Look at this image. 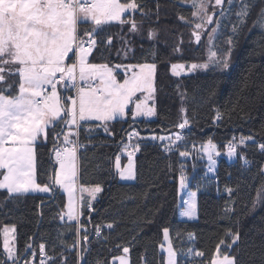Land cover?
Instances as JSON below:
<instances>
[{"label":"trees","instance_id":"trees-1","mask_svg":"<svg viewBox=\"0 0 264 264\" xmlns=\"http://www.w3.org/2000/svg\"><path fill=\"white\" fill-rule=\"evenodd\" d=\"M191 1L135 0L139 7L121 19L134 20L137 31H130V23L111 21L95 36L97 45L89 58L92 64H155L156 117L136 119L130 111L125 118L108 121L107 132L103 122L80 123L79 135L73 136V141L78 137L82 144L79 183L99 185L103 191L91 203L93 208H89L90 203L81 205L78 220L66 217L67 197L57 186L50 194L29 192L13 198L0 190V261L4 259V229L14 226L16 252L29 261L38 258L43 244L55 264H118L116 259L124 254L125 247L130 250L131 264H166L163 245L167 228L178 252V264H212L218 248L235 256L238 264H264V201L259 203L264 189V152L259 149L264 144V0H246L249 14L237 33L232 32L233 25L238 24L237 11L222 27L216 47L219 57L231 49L227 70L210 68L175 75L173 64L207 59L211 26L197 42ZM78 27L83 36L92 24L80 23ZM150 31L155 32L152 38ZM70 57L69 63L75 59L73 54ZM12 79L15 77L10 83ZM67 92L73 91H61L62 96ZM218 112L222 116L219 120ZM184 119L189 124L180 129ZM67 129L61 121L49 130L47 140L40 139L35 145L37 181L42 186L51 184L50 177L55 175L53 148L64 141ZM182 130L187 136L171 152L163 150L160 140L151 139ZM132 131L139 133L137 139L142 145L131 157L135 179L124 180L116 159L120 157L121 164L128 165L130 157L122 155L121 143ZM55 133H60L58 138ZM234 135L251 137L252 141L239 146L230 158L223 152ZM209 139L222 152L213 182L205 175L208 161L197 154ZM182 151L190 154L181 157ZM243 157L250 162L248 167ZM195 169L197 190L192 186ZM181 174L198 193L195 220L179 216ZM226 208L232 212L226 215ZM97 227L102 229L99 235ZM237 231L240 242L227 247L233 243L229 233ZM85 233L87 241L83 239ZM26 245L30 246L27 255ZM82 252L84 259L78 255ZM196 252L202 255L197 257Z\"/></svg>","mask_w":264,"mask_h":264},{"label":"snow or ice","instance_id":"snow-or-ice-1","mask_svg":"<svg viewBox=\"0 0 264 264\" xmlns=\"http://www.w3.org/2000/svg\"><path fill=\"white\" fill-rule=\"evenodd\" d=\"M225 2L228 4L227 10L223 7ZM210 6L216 10L212 14H209ZM233 6L234 0H214V5L211 4V0H192V7L195 9L193 17L200 21L194 25L195 40L200 42L205 29L213 24L216 26L208 34L210 41L208 62L192 64L190 71L197 68L205 70L215 68L223 72L229 68L231 49L223 57H219L215 51H211V47L214 46L212 42L219 36L222 21L231 13ZM138 7L135 0H130L127 4H121L119 0H0V170H2L0 175L3 177L0 179V190H6L9 198L35 191L49 192L56 185H60L69 194L68 219H79L78 215L73 214L71 202L77 176L76 156L79 146L76 141L70 139L73 135H79L78 131H72V126L79 129L82 127L80 121L94 118L103 122L104 130L107 132V122L117 116H125L126 109L133 102L137 92L147 91L150 99L154 91L152 73L155 64L139 65L140 71H133L132 75L121 83L107 64L88 63V57L97 45L95 36L104 25L111 21H120L130 23V31H137L136 22L122 20L121 14L126 9ZM248 14L247 5L236 13L238 24L232 27L234 34L245 23ZM215 16L219 19H214ZM80 23H91L92 29L86 30L81 36L78 27ZM154 36L155 32L150 31L149 38ZM231 42L229 38L228 43ZM108 43H111L110 37ZM70 53H73L75 59L71 63H66L71 59ZM171 67L175 75H180L184 65L173 64ZM13 77L15 79L10 83L9 79ZM69 90L74 91L75 95H61V91ZM131 115L133 118L152 117L155 115V109L148 107L145 101H139ZM221 118V113L218 112L217 119ZM61 121L69 129L63 133L64 142L73 146L60 149L54 145L55 161L59 164V169L56 170L54 177H50L51 184L42 186L35 179V145L40 139L47 140L49 130L54 129ZM188 124L189 121L184 119L178 127L185 129ZM59 135L60 133H55L57 138ZM131 135L139 136V133H132L130 137ZM151 139L167 140L168 143L163 145V150L171 152L178 146L177 142L185 138L177 133L174 137L153 136ZM247 141H252V138L241 136L237 141L233 137L228 143L227 156L234 157L237 147L245 145ZM127 147L129 145H125V148ZM215 148L209 139L207 144H202L198 150L201 154L207 155L209 171L214 170L216 164L214 155H219ZM259 149L264 152V144H260ZM136 150H139L138 145ZM189 154L187 151L179 153L181 157H187ZM128 155L130 161L127 175L120 171L122 179L135 178L132 171V153L129 152ZM242 159L244 166L248 167L250 162L246 157ZM116 168L120 170L119 157L116 159ZM185 180L186 177L181 174V189L185 187ZM101 190L97 185L90 190V195L95 199ZM81 191L84 189L81 188ZM227 191L231 193L233 189ZM195 195V192L190 193L191 197ZM88 206L91 207V204ZM194 207V204H190L183 215L191 216ZM231 212V208L225 209L226 215ZM107 227L111 228L112 225L109 224ZM10 231L14 232V228L4 229L6 237L4 259L0 264H20L23 259L9 246L7 237ZM95 231L97 235L100 234L99 227ZM229 234L233 243L227 247L231 248L240 242V233L237 231ZM164 237L168 239L167 228L164 229ZM83 239L88 240L86 233ZM29 247L25 246V255ZM123 251L128 253L129 249L125 247ZM167 251V264H176V252L170 243ZM40 253L42 256L46 255L43 244L40 245ZM78 255L81 259L85 258L83 252ZM201 255L199 252L195 253L197 257ZM119 259L120 264H128L125 257ZM40 264H55V258L41 259ZM212 264H238V260L235 256L224 254L222 258H214Z\"/></svg>","mask_w":264,"mask_h":264},{"label":"rangeland","instance_id":"rangeland-1","mask_svg":"<svg viewBox=\"0 0 264 264\" xmlns=\"http://www.w3.org/2000/svg\"><path fill=\"white\" fill-rule=\"evenodd\" d=\"M119 3L124 4V3L120 2V0H119ZM189 4L192 5V1ZM211 4L214 5V0H211ZM245 5H247V7L249 8V3L246 0H234V6L231 8V13L228 15V17L226 19H224L222 21V24H221L220 30H219V34H220V32H221L222 27L224 26V24L226 22H228V21L231 22V18L233 16L234 11L235 12L236 11L239 12L240 9L242 7H244ZM223 6L225 7L226 10L228 9L227 2H225V4ZM212 8L213 7H211V6L209 7V14L213 13L214 11H216L213 8V11L211 12V9ZM130 11H131V9H126V11L121 14V17L123 15L127 14ZM214 19H219V17H214ZM199 22L200 21L198 19L194 18V25H195V23H199ZM215 26H216L215 24L211 25V27L209 28L210 32L212 31V28H214ZM207 28L202 33L201 41L204 39V37L206 35V32L208 31ZM216 42H217V37L212 42V44L214 46L211 47V51H215L217 53V56H218ZM208 46H209V48L207 50V59H206L205 62L176 63V64H183L184 65V68L182 70H180V75L189 74V73H193V72H196V71L205 70V69H202V68H197V69H194V70H191L190 71L189 69H190V67H191L192 64H203V63L208 62V58H209V55H210V41H208ZM71 54H73V53H70L69 56ZM90 56H91V53H90V55L88 57V63H90L89 62ZM66 63H68V62L66 61ZM90 64H92V63H90ZM143 65H151V64H143ZM117 66H119V67H117ZM117 66H108V67L113 70V73L115 74L116 79L119 82H121V83L123 82V80L125 78L131 76L132 73H133V71H136V72H139L140 71V69L138 67L139 65H117ZM130 66H137V67H130ZM152 85H153L154 91L151 93V98L150 99H149V93L147 91L137 92L136 95H135V97L133 98V102L130 103L128 105L127 109H126V115L123 116V117L117 116L115 118H125L130 111L133 112L135 110V104L137 102H139V101H145L148 107H154V109H155V115L152 116V117L138 116V117H135V118L136 119H141V118L154 119L156 117V107H155V100H154V98H155L154 97V95H155V69H154V71L152 73ZM61 95H62V93H61ZM74 95H75V92L70 93V96H74ZM93 121L101 122L99 120H96V119L92 118V119H89L87 121H80V123H83V122H93ZM68 130L69 129H67V131ZM75 130H76V126H72V131L75 132ZM70 139L72 140V136L70 137ZM71 146H73V145L71 144ZM122 154H123V156L126 157V155L123 152H122ZM197 154L200 157L202 156V158H204L205 160H207V155L206 154H201L199 151H198ZM127 157H129V156H127ZM131 162H133V159L131 160ZM132 165H133L132 171H133V175L135 177V172H134L135 167H134V163H132ZM76 167H77V176L75 178L74 191H73V196H72V201H71L72 202V206L73 205L74 206H77L78 205L77 203H78V198L79 197H82L83 199H87V200H89L91 202H94L95 200H97L100 197L101 192L98 193V194H96L95 199H93L92 196L90 195V190L93 189L96 186H84V185H80L79 184L77 157H76ZM126 172H127V168H126ZM125 175H127V173ZM134 179H131V180H134ZM81 188L84 189V191H81ZM100 188L102 189L101 186H100ZM50 192H39V193L46 194V193H50ZM80 192H81V195H80ZM192 192H195L196 193L195 197H191L190 196V193H192ZM179 194H180L179 210H180V213H181L180 214L181 219H183V220H195V219H197L198 218V193H197V191L194 188H192V187L189 186L188 181H185V187L183 189H181V187L179 185ZM67 197L69 199L68 192H67ZM82 201L83 200H81V202ZM263 201H264V189L260 193L259 203H262ZM190 204H194V206H195L194 209H193V214L191 216H185V215H183V212L189 207ZM68 205H69V202H68ZM7 228L10 229V230L14 228V232H12V231L9 232V235L7 237V240H8L9 246L10 247H13L16 250V230H15V227L14 226H10V227H7ZM5 239H6V237H5ZM169 243L171 244L173 250L176 252V264H178V252L174 249V247H173V245L171 243V235H170V231L168 230V239L167 240L165 239V243L163 245V250L165 251V253L167 255V260H168V251H167V249L169 247ZM223 255H224V253H222L221 252V249H219V252H216L215 258H222ZM166 264H167V261H166Z\"/></svg>","mask_w":264,"mask_h":264},{"label":"built area","instance_id":"built-area-1","mask_svg":"<svg viewBox=\"0 0 264 264\" xmlns=\"http://www.w3.org/2000/svg\"><path fill=\"white\" fill-rule=\"evenodd\" d=\"M85 47H87V44H85L84 45ZM69 91H72V90H69ZM74 92V91H73ZM77 131H78V129H77ZM132 133H137L136 131H132V132H130L129 134H128V136H127V138H126V140L125 141H123L122 143H121V145H122V148H123V153L126 155V156H129L128 155V153L129 152H131L132 153V156L131 157H134V156H136L139 152H140V149H141V145H142V142L141 141H139V139H137V136L136 135H131V137H130V134H132ZM179 134L180 135H182L184 138H186V136H187V134H186V132L184 131V130H182L181 132H179ZM173 137H174V135H173ZM233 137H235L236 138V140L238 141L239 140V138L241 137V136H239V135H234ZM233 137L230 139V140H232L233 139ZM229 140V141H230ZM212 141V143L216 146V148H215V152L216 153H219V155H214V159L216 160V164H215V167H214V170H212V171H209L208 169H209V165H208V163H207V165H206V167H205V175H206V177L210 180V181H215L216 180V178H217V162H218V159H219V157H220V155L222 154V152L218 149V146H217V143L215 142V141H213V140H211ZM229 141H227L226 142V145H225V149H224V154H226L227 155V150H228V143H229ZM76 142L78 143V147H77V151L79 152V150H80V148H81V146H82V144H81V142L79 141V139H78V137H77V139H76ZM181 142H183V141H181ZM208 142V141H207ZM207 142H205V144L207 143ZM160 143H162L163 145L164 144H166V143H168V141L167 140H165V141H160ZM178 143H180V142H177V144ZM125 145H129V147H127V148H125ZM139 146V150H136V146ZM56 147H58V148H60V149H63V148H65V147H69V144H66V143H60L59 145H57ZM239 149V147H237V149H236V151ZM53 154L55 155V152L53 151ZM197 174V169H195L194 170V172H193V179H192V186L197 190V188H198V186H199V182L197 181V179H196V175ZM89 208H93V205L91 204V207H89ZM102 232V229H100V233ZM44 253L46 254L45 256H42L41 255V253H40V255L38 256V258L37 259H31L30 261L29 260H23V261H20V264H40V261H41V259H47V258H50L49 257V255L45 252V250H44Z\"/></svg>","mask_w":264,"mask_h":264},{"label":"crops","instance_id":"crops-1","mask_svg":"<svg viewBox=\"0 0 264 264\" xmlns=\"http://www.w3.org/2000/svg\"><path fill=\"white\" fill-rule=\"evenodd\" d=\"M135 9H131V11L130 12H132V11H134ZM67 62H68V60H67ZM69 63V62H68ZM67 95L66 96H70V93L69 92H67L66 93ZM75 132H77V128H76V130H75ZM74 136V135H73ZM72 136V140H73V137ZM63 143H65L64 141H63ZM70 147H72L71 146V144H69V147L68 148H70ZM78 155H79V152L77 151V165H78V180H79V163H78ZM123 155V154H122ZM119 162H120V170L118 171L119 172V174H120V171H124L125 172V174L127 173L126 172V168H127V166L125 165V166H123L122 164H121V158L119 157ZM128 164V163H127ZM59 169V165H58V163H57V170ZM121 177V176H120ZM3 179V178H2ZM35 179H36V182L38 183V181H37V175H36V167H35ZM124 180H127V179H124ZM128 180H131V179H128ZM39 184V183H38ZM80 184V183H79ZM58 188H60L61 189V191L66 195V197H67V192L60 186V185H56ZM102 191H103V188H102ZM102 191H101V193H102ZM35 192H38V191H35ZM50 192V191H49ZM51 192H52V190H51ZM50 192V193H51ZM50 193H46V194H50ZM80 195H81V192H80ZM100 196H101V194H100ZM100 198V197H99ZM81 200H83L82 202H81ZM68 202H69V199H68V197H67V212H66V217L68 218V216H67V213H68ZM86 204V203H92L91 201H89V200H87V199H83L82 197H79L78 198V205L77 206H72V209H73V214L74 215H78L79 217H80V208H81V205L82 204ZM180 210H179V216H180ZM181 218V217H180ZM69 220V219H68ZM69 221H71V220H69ZM120 257H125L126 259H127V262H128V264H131V259H130V250L128 251V253H124L122 256H120ZM120 257H118L117 259H116V261L118 262V264H120Z\"/></svg>","mask_w":264,"mask_h":264},{"label":"water","instance_id":"water-1","mask_svg":"<svg viewBox=\"0 0 264 264\" xmlns=\"http://www.w3.org/2000/svg\"><path fill=\"white\" fill-rule=\"evenodd\" d=\"M65 125V124H64ZM24 260V258L23 259H21V261H23Z\"/></svg>","mask_w":264,"mask_h":264}]
</instances>
